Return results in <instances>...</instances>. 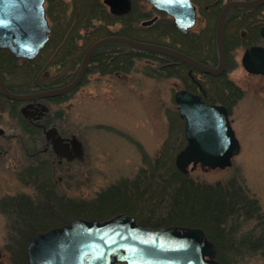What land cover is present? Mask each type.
<instances>
[{
  "label": "rangeland",
  "instance_id": "1",
  "mask_svg": "<svg viewBox=\"0 0 264 264\" xmlns=\"http://www.w3.org/2000/svg\"><path fill=\"white\" fill-rule=\"evenodd\" d=\"M60 1L67 13H73L76 0ZM138 4L142 14L136 26L144 27L140 37L190 50L191 43L183 42L186 38L173 27L171 18L160 15L154 24L142 26L143 21L152 19L157 12L145 1ZM213 10L211 15L208 13V31L203 37L210 39L206 46L216 55L214 33L218 9ZM262 11L260 17L264 19ZM166 22L169 23L166 30L158 34L153 25L163 26ZM50 23L52 26L51 20ZM205 23L199 16L189 33H199ZM171 26L173 30H170ZM239 30L232 26L226 29L228 63L221 77L233 83L236 90L223 92L218 98L228 103L230 120L241 145L240 153L226 169L205 170L199 166L188 174L178 170L175 158L186 140L184 121L179 117L174 95L178 90L196 85L194 87L190 79L183 82L184 73L180 71L173 77L147 76L144 69L150 62L146 59L137 61L135 70L128 74L87 73L82 84L68 98L48 101L51 116L45 122L47 130L57 128L74 143L72 158H60L44 139L45 130L31 123L28 125V116L24 112H21L22 120L10 111L8 103L1 101L0 129L4 136H0V151L3 152L0 155V264H15L13 256L17 253L18 242L14 228L23 218L34 223L33 227L40 233L68 224L74 218L94 220L72 215L67 203H93L107 188L123 182L126 189L122 187L124 192L121 190L120 196L126 198L122 202L128 210L124 207L110 213L106 219L125 213L135 217L139 224L195 227L189 222L201 220L207 214L209 202L218 199L222 191L184 185L173 199L174 185L168 186L164 182L169 180L166 178L170 173H173L171 182L179 181L175 168L188 181L202 187L227 188L236 179L258 198L264 211V76L249 74L243 68L241 58L249 43L235 42L237 33L244 34ZM254 44L264 45V40L257 37ZM51 53L52 47L38 57L37 63L44 66ZM18 63L24 64L26 60L18 59ZM57 67H47L48 76L42 73L40 81L43 85L52 81L50 75ZM193 74L197 80H203L206 89L207 86L212 88L210 77L198 71ZM28 80L27 70H19L16 76L7 77L8 84L14 89ZM208 91L213 94L214 89ZM20 106L21 103L19 110ZM22 107L21 110L25 109V105ZM111 208L104 211L107 213ZM171 208L173 214L170 216ZM25 209L28 210L23 213ZM190 209H195L199 216L190 215ZM240 223V236L247 234L253 225V221L246 218H241ZM244 247L241 248L246 251ZM216 250V260L224 264L217 259V246ZM247 264H264V261L254 258Z\"/></svg>",
  "mask_w": 264,
  "mask_h": 264
},
{
  "label": "water",
  "instance_id": "2",
  "mask_svg": "<svg viewBox=\"0 0 264 264\" xmlns=\"http://www.w3.org/2000/svg\"><path fill=\"white\" fill-rule=\"evenodd\" d=\"M47 0H0V48L18 59L33 60L47 45L51 27L47 18ZM133 0H104L117 16L132 10ZM154 9L173 18L175 28L183 34L196 23L192 0H145ZM264 0L231 1L221 11L216 26L218 65L208 66L197 59L165 45L139 41L120 35L107 36L93 43L86 51L75 79L63 87L19 94L12 92L0 75V88L11 100L37 101L66 94L82 82L92 56L102 46L120 43L150 51L186 63L192 68L221 75L226 69L225 23L231 8L256 7ZM156 18L143 22L152 24ZM264 38V26L260 30ZM244 69L264 75V46H249L242 57ZM175 102L184 120L186 146L176 156L177 168L187 174L198 165L203 169H225L239 154L241 146L224 105L208 104L198 93L183 89L175 93ZM57 153L70 155L74 143L58 135L56 128L48 131ZM216 246L200 228L152 227L137 225L134 217L119 214L100 221L75 218L68 224L37 233L27 246L29 264H220Z\"/></svg>",
  "mask_w": 264,
  "mask_h": 264
},
{
  "label": "trees",
  "instance_id": "3",
  "mask_svg": "<svg viewBox=\"0 0 264 264\" xmlns=\"http://www.w3.org/2000/svg\"><path fill=\"white\" fill-rule=\"evenodd\" d=\"M61 3L60 0H47L46 9L47 15L52 22V33L47 47L39 56L41 57L43 52L45 53L50 47H52L50 57L52 58L53 66L61 65L63 68V63L67 61L66 58L69 56H76L78 64H75L73 68L64 70L62 77L54 79V81L52 80L49 84L43 85V82L40 81V77L43 76L42 73L48 76L49 71L46 68L49 59L44 66L37 63L38 58L33 61L26 60V63L20 65L18 59H16L8 50L0 48V74L7 82L11 91L26 94L60 87L70 83L77 75L80 67L79 64L81 63L87 49L95 41L103 37L121 35L140 41L153 42L150 39L139 36L141 29H144V27L136 26L140 15L136 9H133V11L126 16H115L110 12L103 0H76L73 5L74 11L69 14L67 13V8ZM262 9H264V5ZM255 10L261 9L256 8L251 11L254 12ZM243 12H245V10H235V13ZM166 23L167 24L163 26L162 24H159L160 26L153 25V27H156L157 33L161 35V32H164L166 30L165 27L169 24L168 22ZM151 30L153 31L155 29L153 28ZM170 30H173L172 26ZM256 35L259 37L258 29H256ZM257 37L252 39L248 38V43L253 44L257 40ZM183 38H186L183 41L185 44L190 43L191 39L189 35H184ZM53 42L55 43L53 44ZM153 43L162 44L161 42ZM163 45L175 48L172 44ZM181 50L191 55L188 50ZM143 59L150 62V64L144 69V73L147 76L173 77L180 71L181 73H184V82H186L185 80L190 79L189 71L191 67L189 65H170L175 59L166 55L136 49L120 43H110L101 47L93 55L87 73L100 72L101 74H128L135 70L136 62ZM19 70H27L28 75H30V80L24 82V85H19L17 89H14V87L8 84L7 77L16 76ZM221 77H210L212 80V89H214V91L212 94L207 90V100L222 102L225 105H228L225 101H219L220 98L219 96H216L215 89L219 86L223 87L226 92L228 90L232 91L236 89L233 83L226 82ZM192 85L195 87L193 82ZM187 88L193 90L196 87L192 88L191 86H187ZM70 93L50 100L56 99L58 101L59 99H66ZM1 101L8 103L12 109H10V111H13L14 114L21 119L23 118L21 111L19 110L20 103L6 98L0 88V102ZM176 119L179 121V118L176 117ZM26 122L28 123V121ZM28 125L31 126L30 123H28ZM170 169L173 170L172 168H169V170ZM174 170L180 178L179 181H177V183L171 182L170 177L173 173H170V176L166 178L169 180H165L164 182L167 183L168 186L174 185L175 191H173V193L171 192L173 199L182 189H184V185H192L197 188H202L203 190L219 189L222 191L218 199L209 202V205L206 207L207 214L204 215L201 220L189 222L190 224H194L195 227L203 229L206 235L216 244L218 249L217 259L224 264H247L254 258H261L264 261V211L258 198L252 196L249 193L248 188L245 185L240 184L236 179L228 184L227 188H223L222 186L202 187L188 181L187 177L177 171L176 168ZM125 185L124 182L112 185L100 193L96 198V201L93 203L76 204L68 202L67 205L69 210L72 211V215H77V217L88 219L98 218L101 220L106 219L110 217L108 216L110 213L112 214L117 210L124 209V207L125 210H128V206H124V202H122L123 199L125 200L126 198H121L122 196H120L121 190L123 191L122 187ZM125 189L126 186L124 190ZM109 207L112 208L106 213L104 210ZM28 209L23 210V213ZM172 210L173 208L169 210L170 216L173 214ZM189 213L190 215L193 213V216L195 217L199 216L195 209H190ZM241 218H246L249 222L250 220L253 221V225L251 226V230H247V234L240 236ZM33 225L34 223L26 218H23V221L19 223V225H15L14 237L16 235L18 242L17 253L13 256V262L15 264H29L26 255V247L33 235L37 233V227L35 228ZM243 246H245L244 249H246V251L241 248Z\"/></svg>",
  "mask_w": 264,
  "mask_h": 264
},
{
  "label": "flooded vegetation",
  "instance_id": "4",
  "mask_svg": "<svg viewBox=\"0 0 264 264\" xmlns=\"http://www.w3.org/2000/svg\"><path fill=\"white\" fill-rule=\"evenodd\" d=\"M141 1H143V0H133L132 11H133V9H136V11L139 14H142V12H140L138 10L139 8L137 6V5H139L138 3ZM192 1H193V4L195 5L196 11H197V20L196 21L198 22V19L200 16V17H203L205 19L206 23L204 24V26L202 27V29L199 33H189V36L191 39V41H190L191 44H190V50H188V51L191 54V56H193L194 58L202 61L205 64H208V65L215 67V66H217V62H218V51L216 52V55H213L211 53L210 47H208V45L206 46V43H209L210 39H207V37H203V34L208 31L209 23H207V21L209 22V20H210L208 18V13L211 15V12H213V13L215 12V10H213V8H217L218 9L217 19H218V16L220 15L222 9L226 6V4H228L231 1H239V0H214V2L212 4L209 0H192ZM207 2H208V6H207ZM262 7L263 6H257V7H253V8H236V9L230 10V12L227 15L226 29L228 26H232V27H237L240 30L244 31V34L243 35L241 34L243 37L241 35H238V33H237V35L235 37V42L236 41L237 42H239V41L244 42L245 41L247 43L248 38L252 39V38L257 37L256 29H258V35L260 37V29L264 25V19H263V17H260V13H261L260 11H262ZM151 8H152V6H151ZM256 8H259L261 10H255L254 12L251 11V10L256 9ZM152 10L157 12V15L154 16L157 18L155 20L156 22L159 20L160 15H165L161 12H158L154 8H152ZM235 10H245V12L235 13ZM262 14L261 15L264 16V13H262ZM217 19H216V21H217ZM215 31H216V26H215ZM225 33H226V30H225ZM225 36H226V34H225ZM214 37H215V43H216V48H217L216 33L214 34ZM261 39L264 40L263 38H261ZM66 60L67 61L63 63V68L61 65H58L56 72L52 76L50 75V79L54 80V79L62 77L64 70L73 68L74 65L78 63V59L76 56H69L66 58ZM51 65H52V58L49 56V61H48L47 67L49 68ZM48 68H46V69H48ZM191 71H192L191 73L194 72V70H191ZM191 73H190V75H191ZM224 73H222L219 76H215V77L210 76V75L209 76L206 75V76L213 77V78H219V77L223 76ZM194 78L192 77V79H193V81L197 87L196 90L199 92H202L204 98L207 100V97H208L207 90L208 89L210 90L212 88L207 86V89H206V87L203 83V80L201 82V79L197 80L195 78V80H194ZM223 89L224 88H222L220 86L217 89H215L216 96L221 97L223 95V92H226V90L224 89L225 91H223ZM216 90H218V91H216ZM48 100H50V99H42V100H37L35 102H22L21 105L22 106L25 105V109H22V110H21V108H23V107L20 106V111L22 113L24 112L26 117L28 116L29 123H31L36 128H41L42 130H44L45 127H47L45 122L48 121L50 116H51V109H50V106L48 105ZM208 102L209 103H212V102L216 103L213 100H209ZM219 104H224V103L220 102ZM44 133H46V135H44V139L48 140L50 148L52 149L53 148L52 138L48 132H44ZM0 136H2V137L4 136L3 130L2 131L0 130ZM2 153L3 152L0 151V155H2ZM59 156L60 157H66V156H70V155L59 153ZM136 221H137V219H136Z\"/></svg>",
  "mask_w": 264,
  "mask_h": 264
}]
</instances>
